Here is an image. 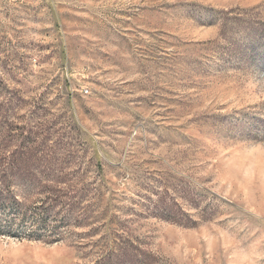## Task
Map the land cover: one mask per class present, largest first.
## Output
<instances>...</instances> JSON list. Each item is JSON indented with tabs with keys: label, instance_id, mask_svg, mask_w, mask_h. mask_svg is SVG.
<instances>
[{
	"label": "rangeland",
	"instance_id": "1",
	"mask_svg": "<svg viewBox=\"0 0 264 264\" xmlns=\"http://www.w3.org/2000/svg\"><path fill=\"white\" fill-rule=\"evenodd\" d=\"M0 182V264H264V0H0Z\"/></svg>",
	"mask_w": 264,
	"mask_h": 264
},
{
	"label": "trees",
	"instance_id": "2",
	"mask_svg": "<svg viewBox=\"0 0 264 264\" xmlns=\"http://www.w3.org/2000/svg\"><path fill=\"white\" fill-rule=\"evenodd\" d=\"M8 187L0 182L1 230L46 242H56L64 237V227H67L69 220L67 216L43 203L25 206Z\"/></svg>",
	"mask_w": 264,
	"mask_h": 264
}]
</instances>
